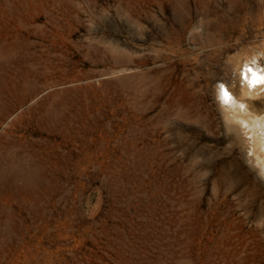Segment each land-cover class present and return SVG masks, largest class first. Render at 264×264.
I'll list each match as a JSON object with an SVG mask.
<instances>
[{
    "label": "rangeland",
    "instance_id": "1",
    "mask_svg": "<svg viewBox=\"0 0 264 264\" xmlns=\"http://www.w3.org/2000/svg\"><path fill=\"white\" fill-rule=\"evenodd\" d=\"M245 4L0 0V264H264L216 92L264 67Z\"/></svg>",
    "mask_w": 264,
    "mask_h": 264
},
{
    "label": "bare ground",
    "instance_id": "2",
    "mask_svg": "<svg viewBox=\"0 0 264 264\" xmlns=\"http://www.w3.org/2000/svg\"><path fill=\"white\" fill-rule=\"evenodd\" d=\"M262 3L264 4V0H246L243 8L245 14L248 15L247 17L252 11L250 7L259 9ZM229 8L227 7V9ZM262 22L261 25H264V21ZM238 76L241 84L240 95H235L226 85L221 83L216 88L217 97L228 129L234 132L235 136L242 142L246 162L255 170L257 177L264 182V116L250 108V103L254 102L255 97L264 93V67L258 64L255 57L253 60H244L238 71Z\"/></svg>",
    "mask_w": 264,
    "mask_h": 264
}]
</instances>
